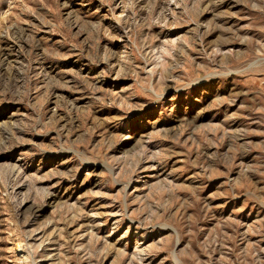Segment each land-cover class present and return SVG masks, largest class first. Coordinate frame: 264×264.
Instances as JSON below:
<instances>
[{"label":"rangeland","instance_id":"obj_1","mask_svg":"<svg viewBox=\"0 0 264 264\" xmlns=\"http://www.w3.org/2000/svg\"><path fill=\"white\" fill-rule=\"evenodd\" d=\"M0 264H264V0H0Z\"/></svg>","mask_w":264,"mask_h":264},{"label":"bare ground","instance_id":"obj_2","mask_svg":"<svg viewBox=\"0 0 264 264\" xmlns=\"http://www.w3.org/2000/svg\"><path fill=\"white\" fill-rule=\"evenodd\" d=\"M12 76V75H11ZM11 78V77H10ZM9 80V79H8Z\"/></svg>","mask_w":264,"mask_h":264}]
</instances>
